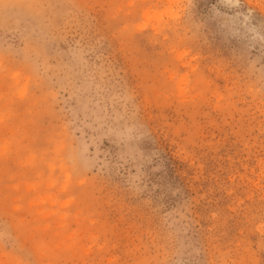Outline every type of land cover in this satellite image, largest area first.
I'll return each mask as SVG.
<instances>
[{
	"label": "rangeland",
	"instance_id": "1",
	"mask_svg": "<svg viewBox=\"0 0 264 264\" xmlns=\"http://www.w3.org/2000/svg\"><path fill=\"white\" fill-rule=\"evenodd\" d=\"M0 264H264V0H0Z\"/></svg>",
	"mask_w": 264,
	"mask_h": 264
}]
</instances>
